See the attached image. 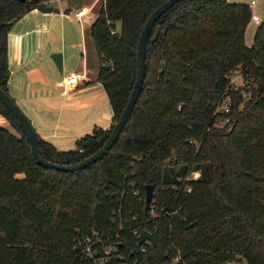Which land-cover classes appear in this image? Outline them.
Returning a JSON list of instances; mask_svg holds the SVG:
<instances>
[{"label": "trees", "instance_id": "trees-1", "mask_svg": "<svg viewBox=\"0 0 264 264\" xmlns=\"http://www.w3.org/2000/svg\"><path fill=\"white\" fill-rule=\"evenodd\" d=\"M45 1L0 0V87L7 93L8 31ZM163 1H103L90 34L112 123L68 150L35 132L44 158L73 163L103 144L135 80L142 26ZM251 14L248 3L228 0H179L164 11L147 38L142 89L119 136L82 169L40 165L0 100L10 125H0V264H96L78 243L94 231L116 245L114 264L236 257L264 264V16L248 45ZM235 70L243 82L237 87ZM226 97L228 110H218ZM147 184L153 197L145 210ZM136 228L152 231L155 243L140 250Z\"/></svg>", "mask_w": 264, "mask_h": 264}, {"label": "crops", "instance_id": "crops-1", "mask_svg": "<svg viewBox=\"0 0 264 264\" xmlns=\"http://www.w3.org/2000/svg\"><path fill=\"white\" fill-rule=\"evenodd\" d=\"M103 1L46 0L43 4L52 7L51 11L37 6L28 9L13 21L7 34L8 94L35 132L57 150L71 149L82 135L112 123L108 97L97 80L99 60L90 34V24ZM233 2H246L252 12L264 16V0L260 13L254 1ZM81 7L87 13L78 19L73 12ZM252 25L250 21L246 27L248 45L252 43V39L247 41ZM70 72L80 77L75 87L63 94L59 81ZM0 125L10 128L1 114Z\"/></svg>", "mask_w": 264, "mask_h": 264}, {"label": "water", "instance_id": "water-1", "mask_svg": "<svg viewBox=\"0 0 264 264\" xmlns=\"http://www.w3.org/2000/svg\"><path fill=\"white\" fill-rule=\"evenodd\" d=\"M18 1H23V0H18ZM178 1L179 0H164L156 8L153 9L149 17L144 22L137 42V50H136L137 69H136L135 80L129 94V98L124 108L120 112L118 118L114 121L111 131L108 134L105 141L103 142V144L97 150H95L94 152L85 156L84 158H82L77 162L58 163L44 158L38 150L36 134L30 120L23 112V110L20 108V106L16 103V101L0 87V100L12 112V114L19 122L26 136V139L30 144L32 155L40 165L64 172L74 171L77 169H82L87 165L91 164L92 162H95L96 160H98L108 152V150L111 148V146L114 144L115 140L119 136L136 102V99L142 89V82L145 74L146 41L150 34L151 28L154 22L161 16V14ZM37 8L42 11L52 10V7L46 6L44 4L38 5ZM152 197H153V186L151 184H147L145 187V203H144L145 210L149 208ZM146 239L150 240L152 243H155L154 235L151 232L142 229L139 235L137 236V245L139 246Z\"/></svg>", "mask_w": 264, "mask_h": 264}, {"label": "built area", "instance_id": "built-area-1", "mask_svg": "<svg viewBox=\"0 0 264 264\" xmlns=\"http://www.w3.org/2000/svg\"><path fill=\"white\" fill-rule=\"evenodd\" d=\"M74 16L78 19L81 18V16L85 13H87V10L85 7H81L78 8L76 10H74ZM250 20L254 23H259L260 21V17L257 13L253 12L251 14V18ZM233 74H236L237 77H241V74L235 70L231 72L230 75V82L232 83V76ZM81 76L83 77L84 74H81ZM80 75L76 72H70L68 74H65L59 81L60 86H61V92L63 94H67L68 92H70L75 85L77 84L78 80H79ZM235 85V84H234ZM238 84L235 85V87H237ZM228 102H229V97H226V103H223L222 105H220L221 107V111H227L228 108ZM219 107V108H220ZM219 110V109H218ZM198 175L197 172L193 173V177H196ZM189 190V188H187ZM142 229L136 228L133 230V233L136 234V236L139 235L140 231ZM147 230V229H145ZM148 232H151L153 234L152 231L147 230ZM79 244L83 243V248L82 251L83 253L88 256L89 258H91L96 264H114L112 262V257H113V253L116 250V245L112 244V245H106L105 243H103L102 239L99 237V233L97 231H94V235H86L81 241L78 242ZM144 244H152V242L148 239L144 240L140 245V250H144L145 246ZM180 259V256H174L172 258V262H178ZM229 264L231 262H228Z\"/></svg>", "mask_w": 264, "mask_h": 264}, {"label": "rangeland", "instance_id": "rangeland-1", "mask_svg": "<svg viewBox=\"0 0 264 264\" xmlns=\"http://www.w3.org/2000/svg\"><path fill=\"white\" fill-rule=\"evenodd\" d=\"M231 1H246V0H231ZM249 1H254V3L257 4V12L260 13L259 12L260 9L261 10L263 9V7H262L263 0H256V2H255V0H249ZM255 24L256 23L253 22V25L249 28V35L247 38L248 42H250L252 39L251 31L254 28ZM116 27H117V29H119V23L118 22L116 23ZM240 78H242V77H237L236 74H233L232 83L235 85L238 84V86H241L243 84V82ZM243 95H244V92H243ZM219 110L221 111V107L219 108ZM72 147H74V146L71 144L70 148H72ZM143 203H144V197H143ZM151 208H152V204L150 205V209ZM153 209H154V207H153ZM226 264H229V263H226ZM230 264H247V263H246L244 258L236 257L234 260H232V262Z\"/></svg>", "mask_w": 264, "mask_h": 264}, {"label": "bare ground", "instance_id": "bare-ground-1", "mask_svg": "<svg viewBox=\"0 0 264 264\" xmlns=\"http://www.w3.org/2000/svg\"><path fill=\"white\" fill-rule=\"evenodd\" d=\"M253 13V12H252ZM260 20H261V18H260ZM251 21V20H250ZM252 22V21H251ZM260 22V21H259ZM256 24H258V23H256Z\"/></svg>", "mask_w": 264, "mask_h": 264}]
</instances>
